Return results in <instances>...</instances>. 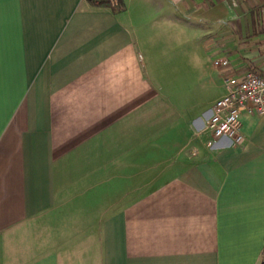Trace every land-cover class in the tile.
I'll use <instances>...</instances> for the list:
<instances>
[{
    "label": "crops",
    "instance_id": "0c3cea01",
    "mask_svg": "<svg viewBox=\"0 0 264 264\" xmlns=\"http://www.w3.org/2000/svg\"><path fill=\"white\" fill-rule=\"evenodd\" d=\"M119 2L0 0V264H261L264 0Z\"/></svg>",
    "mask_w": 264,
    "mask_h": 264
},
{
    "label": "built area",
    "instance_id": "2783aa9c",
    "mask_svg": "<svg viewBox=\"0 0 264 264\" xmlns=\"http://www.w3.org/2000/svg\"><path fill=\"white\" fill-rule=\"evenodd\" d=\"M109 5L117 7L119 0H108ZM220 59L214 61L215 65ZM225 94L211 108V115L206 121L205 130L210 133L207 145L226 137L233 145L244 140L241 114L243 112L264 115V74L250 69L243 76H228L224 81ZM261 264H264V259Z\"/></svg>",
    "mask_w": 264,
    "mask_h": 264
},
{
    "label": "trees",
    "instance_id": "16d2710c",
    "mask_svg": "<svg viewBox=\"0 0 264 264\" xmlns=\"http://www.w3.org/2000/svg\"><path fill=\"white\" fill-rule=\"evenodd\" d=\"M91 4L93 5H100V6H108L109 1L108 0H88ZM124 6L122 5L121 2H119V5L117 7H113V9L118 12L123 10Z\"/></svg>",
    "mask_w": 264,
    "mask_h": 264
}]
</instances>
